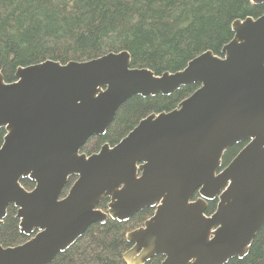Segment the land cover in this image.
<instances>
[{
	"label": "water",
	"instance_id": "95a60500",
	"mask_svg": "<svg viewBox=\"0 0 264 264\" xmlns=\"http://www.w3.org/2000/svg\"><path fill=\"white\" fill-rule=\"evenodd\" d=\"M230 28L220 54L205 50L173 72L131 67L126 50L18 66L10 81L0 71V225L11 204L28 237L0 244V264H49L90 224L146 207L153 214L125 234L126 264L156 254L161 264H224L248 252L264 225V13ZM191 83L199 86L177 107L148 114L112 146L81 152L133 95ZM243 142L221 169L224 152ZM104 198L106 211L97 208Z\"/></svg>",
	"mask_w": 264,
	"mask_h": 264
},
{
	"label": "trees",
	"instance_id": "16d2710c",
	"mask_svg": "<svg viewBox=\"0 0 264 264\" xmlns=\"http://www.w3.org/2000/svg\"><path fill=\"white\" fill-rule=\"evenodd\" d=\"M262 13L264 2L250 0H0V71L10 81L18 66L45 60L86 61L126 50L131 67L173 72L205 50L220 54L233 36L234 19ZM198 85L186 84L168 95H133L118 107L105 133L90 137L82 151L91 153L104 142L118 141L141 117L172 109ZM4 133L0 128V145ZM239 144L224 152V161ZM20 184L29 190L34 182L22 178ZM152 213L153 208L146 207L126 221L108 218L92 223L49 264H126L122 255L131 246L126 232L141 226ZM27 239L19 230L16 208L8 205L0 244L15 246ZM162 260L156 254L145 264ZM224 264H264V225L243 257L234 256Z\"/></svg>",
	"mask_w": 264,
	"mask_h": 264
},
{
	"label": "flooded vegetation",
	"instance_id": "af4514ba",
	"mask_svg": "<svg viewBox=\"0 0 264 264\" xmlns=\"http://www.w3.org/2000/svg\"><path fill=\"white\" fill-rule=\"evenodd\" d=\"M263 3V2H262ZM259 4H261V3H259ZM172 93V92H171ZM150 96H154V95H150ZM145 97H147V96H145ZM179 103V102H178ZM177 103V104H178ZM177 104L173 107V108H175V107H177ZM172 108V109H173ZM172 109H170V110H172ZM163 111H165V110H163ZM169 111V110H168ZM158 112H161V111H158ZM158 112H151V113H158ZM150 114V113H149ZM148 115V114H147ZM147 115H145V116H147ZM144 116V117H145ZM144 117H141L139 120H141L142 118H144ZM139 120H138V122H139ZM137 122V123H138ZM136 123V124H137ZM135 124V125H136ZM134 125V126H135ZM133 126V127H134ZM132 127V128H133ZM131 128V129H132ZM130 129V130H131ZM129 130V131H130ZM128 131V132H129ZM127 132V133H128ZM127 133H125V135L127 134ZM125 135H123L122 137H120L119 138V140L121 139V138H123ZM118 140V141H119ZM118 141H116V142H113V143H109V142H104V143H108L110 146H112V145H114L115 143H117ZM104 143H102V144H100L93 152H97L99 149H100V147L104 144ZM246 142H243V143H240L239 144V147H238V149L230 156V157H228L225 161H224V158H223V156H222V159H221V169L224 167V166H226L231 160H232V158L238 153V151L242 148V146L245 144ZM83 150V148L81 149V152H84V151H82ZM93 152H91V153H93ZM86 154H89V153H86ZM139 174H140V171H139ZM74 181V178H72L70 181H69V183L64 187V189H63V191H62V195H65L66 193H67V191H68V189H69V187H70V185L72 184V182ZM34 185V184H33ZM32 188H33V186H32ZM31 188V189H32ZM198 197V193L197 192H195L194 193V196L192 197V199L194 200V199H196ZM103 200H105V203H103V204H101L102 203V201ZM109 201H110V199L109 198H104V199H102L99 203H98V205H97V207L99 208V209H101L102 211H106L107 209H108V203H109ZM217 201H218V199H217V197H215L214 198V200H211V201H208V205H207V208H206V210H205V214L206 215H210L214 210H215V208H216V204H217ZM151 208H153V211H154V207H151ZM132 245V244H131Z\"/></svg>",
	"mask_w": 264,
	"mask_h": 264
}]
</instances>
